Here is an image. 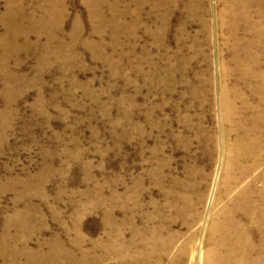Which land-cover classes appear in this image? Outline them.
<instances>
[{
	"label": "rangeland",
	"instance_id": "rangeland-1",
	"mask_svg": "<svg viewBox=\"0 0 264 264\" xmlns=\"http://www.w3.org/2000/svg\"><path fill=\"white\" fill-rule=\"evenodd\" d=\"M263 38L264 0H0V264H264Z\"/></svg>",
	"mask_w": 264,
	"mask_h": 264
},
{
	"label": "bare ground",
	"instance_id": "bare-ground-1",
	"mask_svg": "<svg viewBox=\"0 0 264 264\" xmlns=\"http://www.w3.org/2000/svg\"><path fill=\"white\" fill-rule=\"evenodd\" d=\"M167 1V0H166ZM229 1V0H228ZM236 1V0H235ZM241 1V0H240ZM248 1V0H247ZM254 1V0H253ZM230 3V2H229ZM236 3V2H235ZM233 4V3H232ZM247 4V3H246ZM260 5V4H259ZM245 7V6H244ZM259 7V6H258ZM254 8V7H253ZM250 9V8H249ZM252 9V8H251ZM263 9V8H262ZM241 10V9H240ZM231 12V11H230ZM260 12H262V11H260ZM263 13V12H262ZM235 15V14H234ZM240 15V14H239ZM256 15V14H255ZM231 18V17H230ZM248 18V17H247ZM234 19V18H233ZM228 21V20H227ZM238 23H239V21H238ZM237 23V24H238ZM228 24V23H227ZM240 24V23H239ZM251 24V23H250ZM235 25V24H234ZM241 26V25H240ZM252 26V25H251ZM231 27V26H230ZM236 28V27H235ZM246 28V27H245ZM263 28V27H262ZM234 29V28H233ZM255 29V28H254ZM245 31V30H244ZM251 31V30H250ZM235 32V31H234ZM233 32V33H234ZM256 32V31H255ZM254 32V33H255ZM259 35V34H258ZM250 36V35H249ZM261 36V35H260ZM264 39V38H263ZM258 41V40H257ZM256 43V42H255ZM258 44V43H257ZM254 45V44H253ZM256 45V44H255ZM264 46V45H263ZM262 47V46H261ZM257 48V47H256ZM260 50V49H259ZM264 52V51H263ZM261 73V72H260ZM263 75V74H262ZM259 77H260V75H259ZM263 79V78H262ZM262 82V81H261ZM264 86V85H263ZM261 115V114H260ZM256 118V117H255ZM258 119V118H257ZM256 120V119H255ZM259 120H261V119H259ZM240 123V122H239ZM241 126V125H240ZM245 203V202H244ZM260 203V202H259ZM258 203V204H259ZM264 203V202H263ZM249 205V204H248ZM263 205V204H262ZM259 206V205H258ZM242 207V206H241ZM260 207V206H259ZM261 208V207H260ZM222 212H223V210H221ZM243 213V212H242ZM224 215V214H223ZM262 216V215H261ZM241 217V216H240ZM257 220L258 219H256V222H257ZM264 220V219H263ZM226 223V222H225ZM222 225V224H221ZM230 225V224H229ZM253 225V224H252ZM251 225V226H252ZM256 225V224H255ZM212 228V227H211ZM258 229H259V227H258ZM228 230V229H227ZM230 230H231V228H230ZM232 231V230H231ZM262 231V230H261ZM233 234V233H232ZM215 235H216V233H215ZM221 237V236H220ZM221 239V238H220ZM233 240V239H232ZM227 243V242H226ZM239 243H241V242H239ZM257 245V244H256ZM240 248V247H239ZM249 248V247H248ZM241 250V249H240ZM228 252V251H227ZM246 252V251H245ZM220 254V253H219ZM212 254H210V253H208V255H206V259H204V264H212V263H214L213 261H212ZM229 257V256H228ZM245 257V256H244ZM215 258V257H214ZM251 258V257H250ZM230 259V258H229ZM256 259V258H255ZM221 260V259H220ZM225 261V260H224ZM216 263V262H215ZM222 262H220V264H221ZM227 264H228V262H226ZM231 263V262H230ZM251 263V262H250ZM254 264V263H253Z\"/></svg>",
	"mask_w": 264,
	"mask_h": 264
}]
</instances>
